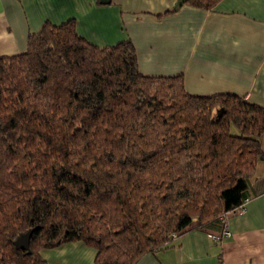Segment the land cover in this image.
<instances>
[{"label": "trees", "instance_id": "trees-1", "mask_svg": "<svg viewBox=\"0 0 264 264\" xmlns=\"http://www.w3.org/2000/svg\"><path fill=\"white\" fill-rule=\"evenodd\" d=\"M262 135L264 107L142 75L129 41L95 47L73 20L45 25L0 57V264H41L73 241L95 264H135L190 229L218 232ZM28 230V250L15 247Z\"/></svg>", "mask_w": 264, "mask_h": 264}, {"label": "crops", "instance_id": "crops-1", "mask_svg": "<svg viewBox=\"0 0 264 264\" xmlns=\"http://www.w3.org/2000/svg\"><path fill=\"white\" fill-rule=\"evenodd\" d=\"M68 20L95 47L129 41L142 75L181 76L188 94H232L264 107V0L210 9L185 0H0V57L25 52L30 34ZM245 198V211L228 217L229 238L190 229L135 264H264V156ZM39 255L44 264H95L96 250L73 241Z\"/></svg>", "mask_w": 264, "mask_h": 264}, {"label": "built area", "instance_id": "built-area-1", "mask_svg": "<svg viewBox=\"0 0 264 264\" xmlns=\"http://www.w3.org/2000/svg\"><path fill=\"white\" fill-rule=\"evenodd\" d=\"M246 202L247 200L245 199L239 205L233 207L232 209L228 211L223 212L219 217V220L221 223L220 231L215 232V233H208V237L212 239L213 241H219V240H222L223 238H229L231 236V232L228 226V217L231 214H240L244 212ZM173 237H175V235Z\"/></svg>", "mask_w": 264, "mask_h": 264}, {"label": "water", "instance_id": "water-1", "mask_svg": "<svg viewBox=\"0 0 264 264\" xmlns=\"http://www.w3.org/2000/svg\"><path fill=\"white\" fill-rule=\"evenodd\" d=\"M31 234L32 230H28L24 234H21L14 242L15 247L21 248L22 250H28Z\"/></svg>", "mask_w": 264, "mask_h": 264}, {"label": "rangeland", "instance_id": "rangeland-1", "mask_svg": "<svg viewBox=\"0 0 264 264\" xmlns=\"http://www.w3.org/2000/svg\"><path fill=\"white\" fill-rule=\"evenodd\" d=\"M175 234L172 235V237L174 236ZM41 264H44V262H42Z\"/></svg>", "mask_w": 264, "mask_h": 264}]
</instances>
